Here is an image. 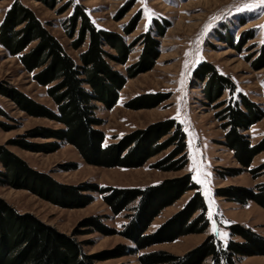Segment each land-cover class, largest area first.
<instances>
[{
  "label": "rangeland",
  "instance_id": "obj_1",
  "mask_svg": "<svg viewBox=\"0 0 264 264\" xmlns=\"http://www.w3.org/2000/svg\"><path fill=\"white\" fill-rule=\"evenodd\" d=\"M15 1L31 8L77 61H80V54L89 43L87 37L81 47L76 48L73 44L79 37L81 21L73 28L71 16L78 7L86 11L98 28L120 34L130 46L126 63L114 58L118 55L115 48L104 46L108 53L107 61L127 79L115 106L109 108L103 102L97 103L96 113L103 119L100 129L106 134L105 145L117 142L137 129H145L170 118L180 123L186 133V166L180 170H165L157 166L176 144L168 146L140 167L92 165L70 143L60 142V148L52 152L9 144L11 140L21 139L38 145L54 142L55 138L27 136V133L37 127L58 129L63 125L28 113L0 91V144L7 145L31 167L50 174L61 183L144 188L190 173L200 185L210 220L205 232L184 235L130 254L97 260L96 264H144L141 256L157 250L183 255L211 233L225 242L241 240V237L233 236L229 229L236 223L264 236L262 205L254 200L240 203L218 192L230 186L258 190V186L264 183V151L254 157L249 167L239 162L235 152L226 145L229 128L225 127V123L228 119L223 113L226 105L221 104L225 100L240 101L241 94L247 96L261 110L262 116L243 133L252 145L263 139L264 6L257 7L259 0H0V25ZM147 32H151L157 42L159 56L151 69L131 76L130 68L142 57L146 46L142 37ZM205 63L211 64L231 82L216 101L210 100L206 92L208 78L200 71ZM33 74L26 70L19 56L12 55L0 43V88L13 86L33 100L57 109L48 94V87L34 80ZM150 95L156 97H148ZM138 98L141 99L134 102ZM167 138L169 135L159 143ZM232 169H237L239 174H228ZM83 193L91 195L93 201L86 206L69 207L47 200L29 189L0 185V197L18 212H30L69 235H73L84 218H100L103 225L113 230L112 234L93 227H81L79 234L74 235L83 243L86 253L112 250L119 245L136 249L135 242L122 232L138 200L128 209L116 213L106 201V194L93 190ZM194 193L195 190L187 191L163 209L147 233L155 232L184 208ZM236 264H264V255L237 256Z\"/></svg>",
  "mask_w": 264,
  "mask_h": 264
},
{
  "label": "trees",
  "instance_id": "obj_2",
  "mask_svg": "<svg viewBox=\"0 0 264 264\" xmlns=\"http://www.w3.org/2000/svg\"><path fill=\"white\" fill-rule=\"evenodd\" d=\"M71 20L73 28L81 21L79 37L74 41V46L79 48L87 37L89 39L87 48L80 54V61L66 51L61 41L47 29L31 8L15 1L7 10L0 25V43L12 55L19 56L26 70L34 73V80L48 87V94L55 101L57 109L33 100L13 86L1 87L0 91L28 113L47 117L63 125L58 129L37 127L27 133V136L55 138L54 142L38 145L21 139L11 140L9 144L52 152L60 148V142H66L73 144L92 165L128 168L143 166L151 157L176 144L174 150L160 160L157 166L165 170L184 168L186 133L173 118L158 121L145 129H137L117 142L104 144L106 134L100 129L103 119L96 113L97 103L103 102L109 108L115 106L119 91L127 82L126 77L107 61L108 53L104 46L115 48L118 55L114 58L121 63L127 62L130 46L120 34L98 28L86 11L79 7L72 14ZM142 38L146 40V46L140 61L130 68L131 76L151 69L159 56L157 42L151 32L144 33ZM200 71L206 73L208 78V98L218 100L231 82L209 63L203 64ZM231 89L233 91L232 86ZM152 96L156 97H148ZM240 97V101L225 100L221 103L226 105L223 113L228 119L225 123V127L229 128L226 145L235 152L242 165L249 167L254 157L264 151V137L252 145L243 130L260 120L262 112L247 96L241 94ZM166 135L169 138L159 143ZM178 156L179 159H175ZM228 174L237 175L239 171L232 169ZM0 185L29 189L47 200L69 207L86 206L93 201L92 196L83 191H100L106 194V201L116 213L128 209L138 200L122 232L135 242L136 249L119 245L112 250L89 254L74 235L79 234L81 227H93L112 234L113 230L103 225L100 218H84L73 235H69L30 212H18L0 197V264H96L97 260L130 254L157 243L174 241L184 235L205 232L210 223L206 199L190 173L144 188L72 186L31 167L7 145L0 144ZM189 190H195V193L184 208L172 215L155 232L147 233L162 210ZM218 192L240 203L254 200L264 207V183L258 186V190L230 186ZM229 229L233 236L242 239L225 242L211 233L183 255L157 250L143 254L141 260L144 264H236L237 256L264 255L263 235L239 223L230 225Z\"/></svg>",
  "mask_w": 264,
  "mask_h": 264
},
{
  "label": "snow or ice",
  "instance_id": "obj_3",
  "mask_svg": "<svg viewBox=\"0 0 264 264\" xmlns=\"http://www.w3.org/2000/svg\"><path fill=\"white\" fill-rule=\"evenodd\" d=\"M264 6V0H259V3L257 4V7Z\"/></svg>",
  "mask_w": 264,
  "mask_h": 264
}]
</instances>
